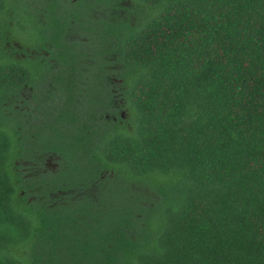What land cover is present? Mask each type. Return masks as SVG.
I'll return each instance as SVG.
<instances>
[{"label":"trees","instance_id":"obj_1","mask_svg":"<svg viewBox=\"0 0 264 264\" xmlns=\"http://www.w3.org/2000/svg\"><path fill=\"white\" fill-rule=\"evenodd\" d=\"M0 264H264V0H0Z\"/></svg>","mask_w":264,"mask_h":264}]
</instances>
